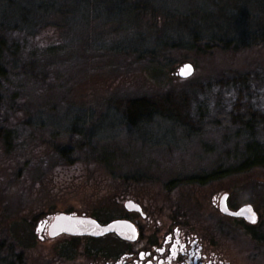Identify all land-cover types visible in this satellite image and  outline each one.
Wrapping results in <instances>:
<instances>
[{
    "label": "rangeland",
    "instance_id": "1",
    "mask_svg": "<svg viewBox=\"0 0 264 264\" xmlns=\"http://www.w3.org/2000/svg\"><path fill=\"white\" fill-rule=\"evenodd\" d=\"M182 4L178 0L175 9L183 12ZM263 7V0H243L237 12L231 10L230 15L237 13L231 22L245 30L248 24L261 28ZM182 18L180 26L190 13ZM147 21H153V28L167 27L158 19ZM118 22V28L123 26L122 31L138 41V29L122 17ZM181 30L169 24L165 33L181 36ZM60 32L48 28L35 39L39 49L54 48L39 58V74L10 73L2 79L5 87L14 88L15 98L8 100L9 90L0 106V134L9 132L8 143L0 137V264H99L102 255L85 251L86 246L113 255L123 243L112 234L66 238L69 247L59 246L61 237L38 238L37 222L56 212L109 220L124 213L127 199L141 205L146 220L162 224L174 220L201 236L225 264H264V240L255 237L257 228L247 229L215 207L223 193L230 208L252 205L264 236V167L242 172L230 168L243 158L247 141L264 144V124L249 139L255 129L232 125L223 113L215 115L226 110L233 90L218 85L219 80L264 72V45L207 53L166 49L149 61L146 56L95 49L106 46L94 40L98 33L90 48L74 33L67 40ZM69 54L79 55L78 60L68 58ZM186 62L193 72L180 78L177 71ZM202 84H211V89ZM169 94L189 101L190 117L195 115L194 107L202 108L204 116L193 130L160 115L130 128L109 104L120 96ZM255 100L264 104V94ZM263 104L259 106L264 108ZM212 117L215 121L210 123ZM212 173L218 177L188 181Z\"/></svg>",
    "mask_w": 264,
    "mask_h": 264
},
{
    "label": "trees",
    "instance_id": "2",
    "mask_svg": "<svg viewBox=\"0 0 264 264\" xmlns=\"http://www.w3.org/2000/svg\"><path fill=\"white\" fill-rule=\"evenodd\" d=\"M177 1L0 0V106L2 100L10 96L9 90L12 91V95L8 100L13 101L15 98L14 88L12 90L8 86L5 87V83L2 84L3 78L10 73L22 72L32 76L41 72L38 70L39 58L54 48L39 49L36 47L35 39L52 27L61 29L60 36L67 40L72 37V33L79 40L85 39L87 47L90 48H93V35L98 33V38L94 40L100 39L106 46L103 48L98 46L95 49H109L115 53L133 55L138 58L146 56L149 61L157 60L166 49H187L207 53L214 49H240L254 44L264 45V26L257 28L248 24L245 30L244 25L236 27L231 22L236 18L234 14H237L230 15L231 10L237 12V4L243 0H182L183 12L175 9ZM87 9L90 11L85 14L84 10ZM81 10L84 13L78 14ZM189 13L190 18L180 26L179 20H183L182 17ZM120 17L131 24V27L139 30L138 41L134 39V36L126 35L122 31L123 26L118 28ZM150 19H158L167 27L169 24H176L177 28L184 29L181 30L182 35L165 33L167 28L165 26L163 29L153 28V21H147ZM145 23L149 26L146 27ZM105 24L109 25V28H103ZM169 27L172 28V26ZM31 42L32 45L29 47ZM69 43L67 41V44ZM74 55L67 56L77 61L79 55ZM218 85L231 87L233 90L232 96L227 98L226 110L221 109L222 112L215 115L220 116L223 113L228 123L239 128L244 126L249 131L255 129L256 131L253 130L248 135L249 139H252L251 137L257 132V127L264 124V108L259 106L263 103L255 100L260 99L264 94V72L234 74L219 80ZM202 87L211 89V84H202ZM169 95L157 98L120 96L113 98L114 100L109 101V104L130 128L145 122L151 116L160 115L193 130L194 125L198 124L204 116L202 108L194 107L196 116L190 117L189 101L183 96L175 98L174 94ZM180 108L183 110L181 111ZM213 121H215L214 117L211 118L210 123ZM64 131L67 132L68 129ZM8 133L2 131L0 134L7 143ZM252 140L245 144L243 158L230 167L236 168L233 172L264 167V144L256 142L255 139ZM215 177H218V173H212L203 178L193 177L188 181L204 182ZM249 228L252 227L249 226Z\"/></svg>",
    "mask_w": 264,
    "mask_h": 264
},
{
    "label": "flooded vegetation",
    "instance_id": "3",
    "mask_svg": "<svg viewBox=\"0 0 264 264\" xmlns=\"http://www.w3.org/2000/svg\"><path fill=\"white\" fill-rule=\"evenodd\" d=\"M217 200L215 199V204ZM126 201L137 203L131 199L125 200L124 203ZM124 203V213L122 215L105 221H99L97 219V217H99L98 215L64 212L90 216L100 223H107L114 219H123L128 220L135 225L137 229V237L133 241L120 239L115 234L111 233L118 239V241L123 243V247L113 255L108 256L103 254L100 250H95L86 246L85 251L88 250L90 251L89 253H95L96 256L99 254L102 255V260L99 264H225L215 249L208 245L209 243L207 241L202 239L201 236L199 237L195 233H192L190 230L184 229L179 222L169 220L162 224L159 221L155 222L154 220H146V213L143 211L140 204L137 203L140 207V211H128ZM215 207L218 209V203ZM218 212L224 217L235 219L246 224L247 227L250 226L252 228H257L258 233L256 238L260 241L264 240V236L261 234L263 231L260 224V218L257 213V222L255 224H249L241 218H234L225 215L221 213L219 209ZM54 214L44 215L41 220L37 222L35 232L40 240H54L61 237L63 239L59 246L66 244L69 247V241L66 238L72 240L76 238L75 236L60 234L54 238H50L47 234L48 222ZM130 214H133L134 216L130 217ZM247 235H249V233ZM77 238L79 239L82 237Z\"/></svg>",
    "mask_w": 264,
    "mask_h": 264
},
{
    "label": "water",
    "instance_id": "4",
    "mask_svg": "<svg viewBox=\"0 0 264 264\" xmlns=\"http://www.w3.org/2000/svg\"><path fill=\"white\" fill-rule=\"evenodd\" d=\"M185 66L190 67L186 68ZM192 72V64L186 62L178 69L177 75L180 78H187ZM227 196V193H223L219 198L218 209L221 213L242 218L249 224L256 223L257 214L250 204H244L235 210L229 209L227 206ZM124 205L128 211H140L139 205L132 201H126ZM111 233L127 241H133L137 237L135 225L123 219H114L107 223H100L90 216L59 212L52 216L47 226V234L50 238H54L60 234L98 238Z\"/></svg>",
    "mask_w": 264,
    "mask_h": 264
},
{
    "label": "snow or ice",
    "instance_id": "5",
    "mask_svg": "<svg viewBox=\"0 0 264 264\" xmlns=\"http://www.w3.org/2000/svg\"><path fill=\"white\" fill-rule=\"evenodd\" d=\"M186 68H189L190 66H185Z\"/></svg>",
    "mask_w": 264,
    "mask_h": 264
}]
</instances>
